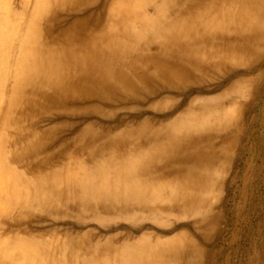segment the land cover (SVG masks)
<instances>
[{
  "label": "bare ground",
  "instance_id": "6f19581e",
  "mask_svg": "<svg viewBox=\"0 0 264 264\" xmlns=\"http://www.w3.org/2000/svg\"><path fill=\"white\" fill-rule=\"evenodd\" d=\"M221 259L264 264V0H0V264Z\"/></svg>",
  "mask_w": 264,
  "mask_h": 264
},
{
  "label": "rangeland",
  "instance_id": "374dc122",
  "mask_svg": "<svg viewBox=\"0 0 264 264\" xmlns=\"http://www.w3.org/2000/svg\"><path fill=\"white\" fill-rule=\"evenodd\" d=\"M149 113H150V111H149ZM151 113H153V114H158V113H161V114H164V113H166L165 111H163V112H158V113H155V112H151ZM227 191H226V193H225V197L227 196ZM185 222H182L181 224H184ZM228 248H225V251L226 252H228V250L230 251V249H228ZM238 263V262H237ZM218 264H224V260L223 259H221L220 261H219V263Z\"/></svg>",
  "mask_w": 264,
  "mask_h": 264
}]
</instances>
